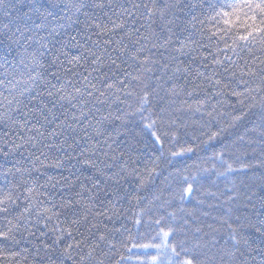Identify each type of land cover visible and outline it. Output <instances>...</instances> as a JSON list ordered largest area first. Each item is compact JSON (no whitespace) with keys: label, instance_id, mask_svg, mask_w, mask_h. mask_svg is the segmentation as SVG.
I'll use <instances>...</instances> for the list:
<instances>
[{"label":"trees","instance_id":"16d2710c","mask_svg":"<svg viewBox=\"0 0 264 264\" xmlns=\"http://www.w3.org/2000/svg\"><path fill=\"white\" fill-rule=\"evenodd\" d=\"M207 15L204 0H0V197L14 200L0 213V231L14 236L0 243V264H168L181 245L195 264H264V75L221 95L198 87ZM124 46L155 61L130 81L133 95L85 93L82 109L59 99L89 73L119 76L112 60L141 71ZM241 55L264 69V51ZM145 84L159 142L137 112ZM205 99L201 112L177 110ZM45 209L50 220L37 215ZM162 230L168 248L140 246L164 242Z\"/></svg>","mask_w":264,"mask_h":264},{"label":"snow or ice","instance_id":"6c2138e0","mask_svg":"<svg viewBox=\"0 0 264 264\" xmlns=\"http://www.w3.org/2000/svg\"><path fill=\"white\" fill-rule=\"evenodd\" d=\"M204 3L206 4L208 15L206 19L200 23L202 25L207 23L210 27L202 29L200 46L205 48L209 53L211 61L209 62V56L201 57L204 71H198L196 73V78L201 81V85H198V87L202 86L205 90L212 91L215 95L223 94L224 88L230 86L232 82H236L237 86L244 85L246 87L248 81L245 77H255L258 71L260 74L264 75V69L257 70L249 64L248 60H244L241 55L244 52L251 53L254 48H259L264 51V0H204ZM174 6V4L168 5V7ZM133 7L138 8L139 5H133ZM144 7L147 9L149 15L153 14V10L148 8V5H144ZM161 14H163V12H161ZM122 27V23H113L114 29ZM107 31H111V29ZM141 39L146 41L148 38L142 37ZM141 39L134 41V43L141 44ZM116 43L120 44V41ZM186 47L187 45L182 43L179 51L183 52ZM153 48H155V45H153ZM145 51L144 46L134 49L131 53L127 49V46H124L119 51V55H127L141 70L138 71L136 75L128 72L127 69L120 71V66L115 60H112L111 65L120 72L119 76L102 73L103 78L94 77L90 80L88 76H91V73H89L88 76L84 77L85 86L83 89L77 88L74 93L67 95L62 94L59 96V99L66 100L74 108L79 104L82 109L88 103V101L84 99L85 93L89 97L93 96L95 93H99V97H104L106 93L112 94L117 91H126V95H133L132 91H127L130 81L136 83L142 82L143 77L152 72V65L155 63L149 55L145 54ZM148 51H151V49ZM241 60H244L242 65L240 63ZM69 63H73V61H69ZM75 63H79V58H77ZM92 63L96 65L92 71L100 72L101 65L103 64V55H95V59ZM180 70V68L176 69L177 72ZM93 80H98L100 87H97V83H94ZM169 94L178 96L180 93L174 86L169 90ZM187 95L191 97L193 93L188 92ZM99 97H97V100L103 102L99 100ZM150 97L151 92L148 89V85L145 84L141 94L137 95L139 104L137 112H139L146 121V123H144V128L150 132L157 142H159L160 136L157 135V119H153L152 114L144 116V112L151 106ZM73 101H76V103H73ZM206 103V99L198 101L196 107L193 108L191 104H187L185 101L187 107L177 110L201 112ZM163 111L164 110L161 109V113ZM81 114L85 115L83 111H81ZM208 115H211V112H209ZM159 119L163 120V116L161 115ZM237 119H239V117ZM175 123L176 121L172 119L171 124L174 125ZM216 135V133H212L209 139H215ZM186 151L192 152L193 149L188 148ZM182 154L183 152L173 153V156ZM227 170H233L231 165L227 166ZM17 171H19V169H17ZM185 182L187 183V177H185ZM184 191L186 193H191L193 191L192 184L187 183V187ZM11 203H14L11 193L0 197V213H8ZM31 210V207H29L25 209V212H31ZM48 211L47 209L42 212L37 211V215H43L50 220L51 216L48 215ZM75 222L76 221H73V223ZM8 223L11 224V221ZM137 223H139V221H137ZM155 223L160 225L161 221L156 220ZM12 233V227L0 231V243L14 240ZM161 235L164 238V242L161 244H144L140 246L143 248L153 247L156 248L158 252L164 248H168L167 238L170 236V232L162 230ZM100 238L104 239L103 236ZM233 239H235V237H233ZM133 246L135 247L136 245ZM181 254L187 258L181 261ZM89 255H91V253H89ZM152 259L155 264L157 257L154 256ZM167 259L168 264H195L198 257L196 255H189L187 250L181 245L180 251H177L175 246L171 247V255L168 256Z\"/></svg>","mask_w":264,"mask_h":264}]
</instances>
